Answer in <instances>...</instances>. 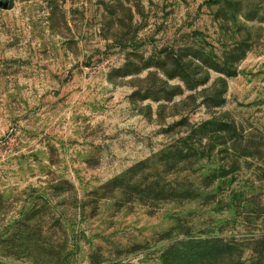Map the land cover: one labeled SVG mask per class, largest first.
<instances>
[{
	"label": "rangeland",
	"instance_id": "rangeland-1",
	"mask_svg": "<svg viewBox=\"0 0 264 264\" xmlns=\"http://www.w3.org/2000/svg\"><path fill=\"white\" fill-rule=\"evenodd\" d=\"M0 264H264V0H0Z\"/></svg>",
	"mask_w": 264,
	"mask_h": 264
}]
</instances>
